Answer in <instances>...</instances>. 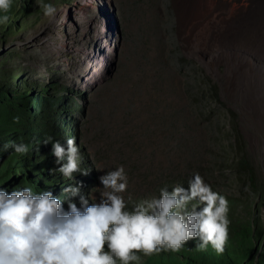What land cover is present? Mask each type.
Returning <instances> with one entry per match:
<instances>
[{
  "label": "rangeland",
  "instance_id": "obj_1",
  "mask_svg": "<svg viewBox=\"0 0 264 264\" xmlns=\"http://www.w3.org/2000/svg\"><path fill=\"white\" fill-rule=\"evenodd\" d=\"M110 1L119 29L106 32L92 9L89 21L81 16L96 0H16L10 26L0 25V78L32 94L62 93L61 106L74 101L70 128L88 170L74 176L83 193L123 164L131 208L199 172L234 216L258 206L264 238V47L210 56L184 44L173 0ZM42 3L55 14L45 15ZM84 55L105 59L106 71Z\"/></svg>",
  "mask_w": 264,
  "mask_h": 264
},
{
  "label": "clouds",
  "instance_id": "obj_2",
  "mask_svg": "<svg viewBox=\"0 0 264 264\" xmlns=\"http://www.w3.org/2000/svg\"><path fill=\"white\" fill-rule=\"evenodd\" d=\"M11 0H0L7 9ZM42 11L52 16L56 8L42 3ZM8 17L0 16V23ZM15 119H18L15 118ZM58 168L50 169L68 179L74 173L87 175L81 168L82 155L75 137L62 143L47 136ZM11 146L18 154L27 153L23 140L5 142L0 150ZM102 187L88 194L81 191L82 182L63 187V198L50 189L35 191L32 186L8 191L0 187V264H129L139 262L141 253L179 251L195 239V248L209 245L222 253L228 239V200L193 172L188 187L165 185L159 196L135 202L131 208L125 198L129 184L123 164L99 177ZM99 193L97 201L94 193ZM79 197V207L65 198Z\"/></svg>",
  "mask_w": 264,
  "mask_h": 264
},
{
  "label": "trees",
  "instance_id": "obj_3",
  "mask_svg": "<svg viewBox=\"0 0 264 264\" xmlns=\"http://www.w3.org/2000/svg\"><path fill=\"white\" fill-rule=\"evenodd\" d=\"M15 3L16 0H11L7 9H0V16L8 17L0 25L10 26ZM64 101L62 93L48 96L45 93L32 94L29 89L23 91L7 86L0 78V147L5 142L20 140L29 146L24 154L15 153L11 146L7 150H0V187L8 191L24 186H32L35 191L47 188L63 198L66 195L63 187L83 183L77 175L70 181L58 172L49 171L59 165L52 155L51 142L45 144L44 139L51 136L53 140L63 143L66 138L73 137L69 113L74 101L70 99L66 106H61ZM65 124L66 128L63 129ZM241 163L244 167L247 165L244 158ZM250 180L251 185L256 186L252 177ZM183 185L188 186V182ZM76 198H65L63 207L67 209V199L75 202ZM257 207L255 203L250 204L244 211L245 216L236 217L233 213L237 211L232 205L228 206V239L222 253H217L210 245L198 250L195 248L196 240L190 239L179 251H162L147 256L141 253L139 262L129 264H264V238L253 216Z\"/></svg>",
  "mask_w": 264,
  "mask_h": 264
},
{
  "label": "bare ground",
  "instance_id": "obj_4",
  "mask_svg": "<svg viewBox=\"0 0 264 264\" xmlns=\"http://www.w3.org/2000/svg\"><path fill=\"white\" fill-rule=\"evenodd\" d=\"M83 6L81 16L87 21L88 9L100 16L91 2ZM173 6L180 36L189 49L211 56L229 49L264 47V0H173ZM103 25L97 24L106 31ZM84 60L96 66L99 74L107 69L105 59L97 63L95 56L84 55Z\"/></svg>",
  "mask_w": 264,
  "mask_h": 264
},
{
  "label": "water",
  "instance_id": "obj_5",
  "mask_svg": "<svg viewBox=\"0 0 264 264\" xmlns=\"http://www.w3.org/2000/svg\"><path fill=\"white\" fill-rule=\"evenodd\" d=\"M96 2L99 5L98 10L100 12L101 17L103 18V23L107 26L119 29V20L113 1L96 0Z\"/></svg>",
  "mask_w": 264,
  "mask_h": 264
}]
</instances>
